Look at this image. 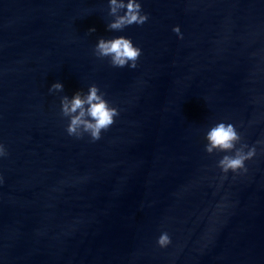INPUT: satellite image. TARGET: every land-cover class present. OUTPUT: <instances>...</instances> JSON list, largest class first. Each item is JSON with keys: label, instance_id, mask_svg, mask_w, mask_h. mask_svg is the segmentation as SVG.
I'll return each instance as SVG.
<instances>
[{"label": "clouds", "instance_id": "obj_1", "mask_svg": "<svg viewBox=\"0 0 264 264\" xmlns=\"http://www.w3.org/2000/svg\"><path fill=\"white\" fill-rule=\"evenodd\" d=\"M109 15L113 17L107 24L109 31H123L132 25L142 26L149 19L139 0H109ZM172 30L183 39L178 25ZM94 31V28L89 29L90 33ZM93 54L99 59L108 58L114 68L135 69L142 49L134 45L130 38L118 36L110 39L99 38ZM49 92H63V84L53 83ZM104 97L105 94L95 84L90 85L86 93L77 91L71 99L66 95L61 97L60 114L68 120L65 129L68 136L82 139L87 134L91 142L101 139L102 132H106L119 115L118 108L111 106ZM205 140L207 143L204 150L207 154L226 153L217 162V167L225 175L229 172H247L246 162L252 160L257 153L254 145L250 147L242 143V136L232 123H215L206 132ZM7 154L5 146L0 144V157ZM170 243L168 233H161L157 240L158 246L165 248Z\"/></svg>", "mask_w": 264, "mask_h": 264}]
</instances>
